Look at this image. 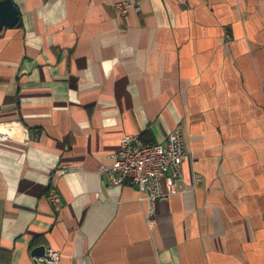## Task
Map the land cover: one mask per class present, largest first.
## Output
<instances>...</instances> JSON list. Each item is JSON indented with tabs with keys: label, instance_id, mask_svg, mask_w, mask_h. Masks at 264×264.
I'll return each mask as SVG.
<instances>
[{
	"label": "crops",
	"instance_id": "crops-1",
	"mask_svg": "<svg viewBox=\"0 0 264 264\" xmlns=\"http://www.w3.org/2000/svg\"><path fill=\"white\" fill-rule=\"evenodd\" d=\"M12 2L0 264H32L39 245L58 264H264V0ZM177 125L181 177L150 226L138 187L100 167L123 135L160 142Z\"/></svg>",
	"mask_w": 264,
	"mask_h": 264
},
{
	"label": "built area",
	"instance_id": "built-area-1",
	"mask_svg": "<svg viewBox=\"0 0 264 264\" xmlns=\"http://www.w3.org/2000/svg\"><path fill=\"white\" fill-rule=\"evenodd\" d=\"M131 3L115 2L113 7L118 15H124ZM135 5L138 1H134ZM184 133L180 125L175 126L160 142L143 143L137 135L125 134L118 148L111 154L109 165L100 167L112 184L130 183L136 185L146 201V221L155 223L156 202L176 191V183L181 177V164L186 154ZM165 179L167 190L162 189ZM48 198L57 204L58 197L51 193ZM61 252L54 247H46L43 256L37 257L38 264H58Z\"/></svg>",
	"mask_w": 264,
	"mask_h": 264
},
{
	"label": "water",
	"instance_id": "water-1",
	"mask_svg": "<svg viewBox=\"0 0 264 264\" xmlns=\"http://www.w3.org/2000/svg\"><path fill=\"white\" fill-rule=\"evenodd\" d=\"M18 9L12 0H0V29L3 27H11L17 23ZM46 247L44 245L36 246L32 249V264H38L36 258L43 256Z\"/></svg>",
	"mask_w": 264,
	"mask_h": 264
},
{
	"label": "bare ground",
	"instance_id": "bare-ground-1",
	"mask_svg": "<svg viewBox=\"0 0 264 264\" xmlns=\"http://www.w3.org/2000/svg\"><path fill=\"white\" fill-rule=\"evenodd\" d=\"M0 131H2L3 133H11L12 130L8 127H6L5 125H0Z\"/></svg>",
	"mask_w": 264,
	"mask_h": 264
},
{
	"label": "trees",
	"instance_id": "trees-1",
	"mask_svg": "<svg viewBox=\"0 0 264 264\" xmlns=\"http://www.w3.org/2000/svg\"><path fill=\"white\" fill-rule=\"evenodd\" d=\"M142 140H143V142H145V143H153V142H150V141L145 140V138H142ZM0 263H1V260H0Z\"/></svg>",
	"mask_w": 264,
	"mask_h": 264
}]
</instances>
